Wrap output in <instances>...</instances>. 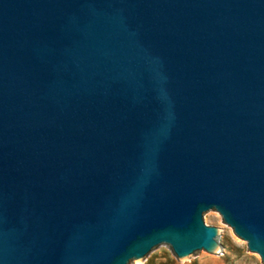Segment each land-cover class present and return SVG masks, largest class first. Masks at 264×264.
Returning a JSON list of instances; mask_svg holds the SVG:
<instances>
[{
    "label": "water",
    "instance_id": "obj_1",
    "mask_svg": "<svg viewBox=\"0 0 264 264\" xmlns=\"http://www.w3.org/2000/svg\"><path fill=\"white\" fill-rule=\"evenodd\" d=\"M264 264V0H0V264Z\"/></svg>",
    "mask_w": 264,
    "mask_h": 264
},
{
    "label": "rangeland",
    "instance_id": "obj_2",
    "mask_svg": "<svg viewBox=\"0 0 264 264\" xmlns=\"http://www.w3.org/2000/svg\"><path fill=\"white\" fill-rule=\"evenodd\" d=\"M203 219L207 226L217 227L220 230L218 241L222 247V255L202 251L179 261L172 255L168 246L162 245L156 248L145 261H134L130 264H146L152 258L156 262L167 264L169 260L172 264H263L257 254L248 251L246 243L223 222L218 212L210 210L203 214Z\"/></svg>",
    "mask_w": 264,
    "mask_h": 264
},
{
    "label": "trees",
    "instance_id": "obj_3",
    "mask_svg": "<svg viewBox=\"0 0 264 264\" xmlns=\"http://www.w3.org/2000/svg\"><path fill=\"white\" fill-rule=\"evenodd\" d=\"M169 264H172V261H168ZM146 264H167V263H162V262H156L155 259H150Z\"/></svg>",
    "mask_w": 264,
    "mask_h": 264
}]
</instances>
